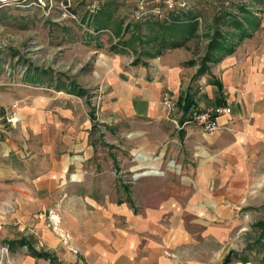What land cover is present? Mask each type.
Instances as JSON below:
<instances>
[{"label":"crops","instance_id":"obj_1","mask_svg":"<svg viewBox=\"0 0 264 264\" xmlns=\"http://www.w3.org/2000/svg\"><path fill=\"white\" fill-rule=\"evenodd\" d=\"M255 35L217 62H207L208 71L197 75L193 65L185 64L192 57L190 40L156 52L142 65L122 63L120 55L111 57V69L100 68L99 121L104 126L148 124L150 129L141 127L140 132L150 139L151 146L144 150L156 151L147 166L152 170L141 172L122 200L74 190L92 149L79 141L83 134L80 126L77 131L73 112L62 111L61 120L69 121L65 126L72 129L70 143L64 132L58 159L45 173H19L9 180L16 182L7 187L12 196H6L14 210L2 223L16 224L19 218L18 225L3 224L0 231L9 242L20 238L25 226L32 227L40 253L47 256L34 255L32 245L11 243V263L219 264L227 232L237 228V204L248 196V183L263 172L264 36ZM79 79L97 81L87 72ZM188 89L192 104L184 111L178 95ZM164 90L173 99L169 111L159 103ZM211 104L230 107V114L218 118L219 129L207 132L188 122L191 107ZM89 127L85 119L84 130ZM168 138L171 142L161 143ZM166 151L174 159L165 166H182V171L159 169Z\"/></svg>","mask_w":264,"mask_h":264},{"label":"rangeland","instance_id":"obj_2","mask_svg":"<svg viewBox=\"0 0 264 264\" xmlns=\"http://www.w3.org/2000/svg\"><path fill=\"white\" fill-rule=\"evenodd\" d=\"M58 2H52L49 13L40 5L0 9V195L4 196L0 201V231L3 224L14 228L18 225L19 218L14 219L16 224L12 220L8 225L2 223L14 210L13 200L6 196H12L7 187L13 188L16 182L9 180L19 173L30 177L45 173V168L58 159L64 132L68 138L65 141L70 143L72 129L65 126L69 121L61 120L62 111L73 112L77 131L80 126L83 134L79 141L92 149L91 157L80 168L81 179L74 190L109 194L112 201L122 200L139 174L152 170L147 166L156 151L152 154L144 150L151 146L150 139L140 132L141 127L149 130L148 124L117 122L104 126L99 121L103 95L100 68L111 69V57L120 55L122 63L142 65L146 54H156L179 39L168 29L173 16L179 18V23L193 17L196 30L187 39L192 51L187 62H191L197 75L215 27L233 31L225 24L219 25L217 17L224 12L241 17L235 12L236 4L254 12L260 7L253 0H189L187 14L163 11L160 18L149 16L133 22L129 19L131 0H101L92 12L87 10L90 0H70L69 9L76 19L66 20H57ZM256 15L259 23L252 35L256 32L260 38L264 36V9ZM163 36L167 41L161 42ZM205 66L203 73L208 71L209 63ZM86 72L97 81L81 82L79 77ZM184 93L191 97L189 89ZM85 119L90 122L87 130L83 128ZM169 141L170 138L161 143ZM168 159L174 156L166 151L159 169L173 174L183 170L182 166L166 167ZM261 170L260 179L248 183V196L237 204V228L227 232L219 264H260L263 254L259 244L264 245V162ZM51 227L54 228L52 222ZM22 232L20 238L9 242L0 235V246L7 248L8 255L11 243L28 248L32 245L34 251L40 252L42 246L32 227L25 226Z\"/></svg>","mask_w":264,"mask_h":264},{"label":"built area","instance_id":"obj_3","mask_svg":"<svg viewBox=\"0 0 264 264\" xmlns=\"http://www.w3.org/2000/svg\"><path fill=\"white\" fill-rule=\"evenodd\" d=\"M52 2H54V0H0V9L6 7L40 5L49 13L50 8L53 6ZM88 3L87 10L92 12L98 8L101 0H90ZM188 6L189 0H131L129 19L133 22H139L145 20L149 16L160 18L163 11L187 10ZM55 7L59 9L57 20H66L67 18L76 19L75 14L69 9L70 0H59ZM196 21H199V19L197 18ZM2 45L0 40V48ZM159 103L166 110H171L173 99L168 91H162ZM228 114H230V107L225 104H211L202 108L191 107L188 122L199 127L203 131L209 132L219 129L220 125L217 121L218 118ZM175 126L177 127L178 125L176 124ZM47 261L51 262V259L47 258ZM0 264H12L8 258L7 248L5 246H0Z\"/></svg>","mask_w":264,"mask_h":264},{"label":"trees","instance_id":"obj_4","mask_svg":"<svg viewBox=\"0 0 264 264\" xmlns=\"http://www.w3.org/2000/svg\"><path fill=\"white\" fill-rule=\"evenodd\" d=\"M257 2L260 7L256 9V11L247 10L243 4L235 5V12L241 15L237 16L231 12H224L222 16H218L216 22L219 25L225 24L229 28H232L233 31L224 32L221 31L217 26L213 30L212 35L209 37L208 43L206 45V50L202 58L201 66L198 70V74L203 73L206 69L205 63L207 62H217L222 59L224 56L231 54L235 47L245 38H249L252 35V30L257 28L258 26V16L256 13H259L264 9V0H253ZM181 12L182 14H187L186 10H173L166 12L169 13H177ZM181 14V16H182ZM172 24L168 27L173 32V35L178 36L179 39L172 41L169 47H179L183 45L184 41L193 36V33L196 30V26L193 20V17H188L184 22L179 23V18L173 16ZM226 17L229 19L226 20ZM196 20V19H195ZM250 29V30H248ZM167 40L164 39V36L161 39V42H165ZM153 55H147L148 57H153ZM190 64L191 62H187ZM216 85V88L220 89V84L216 80H210ZM178 103L185 111L188 107L191 106V99L183 93L178 95ZM21 244V243H20ZM259 249L262 251V259L260 260V264H264V245L259 244ZM34 255L37 256H47L45 253H40L36 251H32ZM227 259V258H226ZM244 261V258H242Z\"/></svg>","mask_w":264,"mask_h":264}]
</instances>
